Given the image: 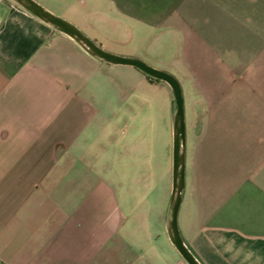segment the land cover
Here are the masks:
<instances>
[{
    "label": "crops",
    "instance_id": "obj_1",
    "mask_svg": "<svg viewBox=\"0 0 264 264\" xmlns=\"http://www.w3.org/2000/svg\"><path fill=\"white\" fill-rule=\"evenodd\" d=\"M177 80L179 233L264 264V0H34ZM0 0V264H186L170 243L169 86Z\"/></svg>",
    "mask_w": 264,
    "mask_h": 264
},
{
    "label": "water",
    "instance_id": "obj_2",
    "mask_svg": "<svg viewBox=\"0 0 264 264\" xmlns=\"http://www.w3.org/2000/svg\"><path fill=\"white\" fill-rule=\"evenodd\" d=\"M12 1L36 16L38 19L70 37L86 53L97 60L111 64L133 66L147 76L161 80L169 86L175 104V111L172 121L171 194L167 207L165 228L170 243L186 264H202L185 245L179 233L176 220L181 191L183 188L184 169L183 104L177 80L170 73L156 69L137 57L118 55L102 49L85 36L75 25L67 21L65 18L49 12L34 0Z\"/></svg>",
    "mask_w": 264,
    "mask_h": 264
},
{
    "label": "trees",
    "instance_id": "obj_3",
    "mask_svg": "<svg viewBox=\"0 0 264 264\" xmlns=\"http://www.w3.org/2000/svg\"><path fill=\"white\" fill-rule=\"evenodd\" d=\"M146 77H148L149 79H153V78H151V77H149V76H146Z\"/></svg>",
    "mask_w": 264,
    "mask_h": 264
}]
</instances>
